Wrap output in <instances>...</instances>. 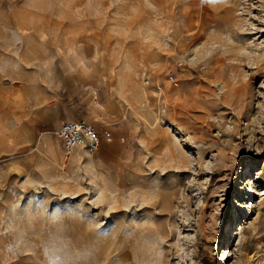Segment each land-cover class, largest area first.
I'll list each match as a JSON object with an SVG mask.
<instances>
[{
    "label": "rangeland",
    "instance_id": "rangeland-1",
    "mask_svg": "<svg viewBox=\"0 0 264 264\" xmlns=\"http://www.w3.org/2000/svg\"><path fill=\"white\" fill-rule=\"evenodd\" d=\"M63 62L134 112L122 159L6 112ZM0 264H264V0H0Z\"/></svg>",
    "mask_w": 264,
    "mask_h": 264
},
{
    "label": "crops",
    "instance_id": "crops-1",
    "mask_svg": "<svg viewBox=\"0 0 264 264\" xmlns=\"http://www.w3.org/2000/svg\"><path fill=\"white\" fill-rule=\"evenodd\" d=\"M52 65L55 64L52 62ZM53 69L46 80L39 82L36 96L31 100L26 98L22 106H9L6 112H21L23 124L20 126L26 129L28 136L37 133L38 148L46 154L49 152L50 156L54 155L55 148V156H63L61 144L54 143L58 138L55 132L62 121L83 119L96 127L101 144L94 154L78 147L71 156L83 151L87 156L95 155V160L102 157L109 161L122 159L126 154L124 142L130 129L129 117L134 112H127L123 98L107 92L106 77L97 72L96 66L86 62L72 67L63 62ZM104 132H109L110 137L105 138Z\"/></svg>",
    "mask_w": 264,
    "mask_h": 264
},
{
    "label": "built area",
    "instance_id": "built-area-1",
    "mask_svg": "<svg viewBox=\"0 0 264 264\" xmlns=\"http://www.w3.org/2000/svg\"><path fill=\"white\" fill-rule=\"evenodd\" d=\"M55 134L62 142L64 158L69 157L78 147H82L88 154H93L101 144V135L96 127L83 119L62 121ZM103 136L109 138L110 133L104 132Z\"/></svg>",
    "mask_w": 264,
    "mask_h": 264
},
{
    "label": "bare ground",
    "instance_id": "bare-ground-1",
    "mask_svg": "<svg viewBox=\"0 0 264 264\" xmlns=\"http://www.w3.org/2000/svg\"><path fill=\"white\" fill-rule=\"evenodd\" d=\"M227 9H228L227 12L229 13L230 7H228ZM228 20H230V16L227 14V16H225V20L224 21L227 22Z\"/></svg>",
    "mask_w": 264,
    "mask_h": 264
}]
</instances>
